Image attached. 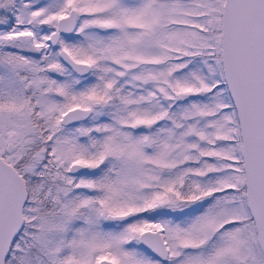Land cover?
Returning <instances> with one entry per match:
<instances>
[{"label":"snow or ice","instance_id":"obj_1","mask_svg":"<svg viewBox=\"0 0 264 264\" xmlns=\"http://www.w3.org/2000/svg\"><path fill=\"white\" fill-rule=\"evenodd\" d=\"M0 264H264V0H0Z\"/></svg>","mask_w":264,"mask_h":264}]
</instances>
